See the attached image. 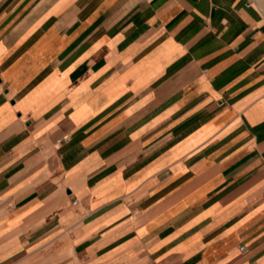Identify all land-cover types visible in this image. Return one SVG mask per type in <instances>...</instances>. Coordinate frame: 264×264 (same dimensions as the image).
I'll use <instances>...</instances> for the list:
<instances>
[{
	"label": "crops",
	"instance_id": "0c3cea01",
	"mask_svg": "<svg viewBox=\"0 0 264 264\" xmlns=\"http://www.w3.org/2000/svg\"><path fill=\"white\" fill-rule=\"evenodd\" d=\"M0 264H264V0H0Z\"/></svg>",
	"mask_w": 264,
	"mask_h": 264
},
{
	"label": "built area",
	"instance_id": "2783aa9c",
	"mask_svg": "<svg viewBox=\"0 0 264 264\" xmlns=\"http://www.w3.org/2000/svg\"><path fill=\"white\" fill-rule=\"evenodd\" d=\"M74 203H77V200H74Z\"/></svg>",
	"mask_w": 264,
	"mask_h": 264
}]
</instances>
